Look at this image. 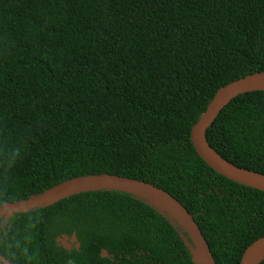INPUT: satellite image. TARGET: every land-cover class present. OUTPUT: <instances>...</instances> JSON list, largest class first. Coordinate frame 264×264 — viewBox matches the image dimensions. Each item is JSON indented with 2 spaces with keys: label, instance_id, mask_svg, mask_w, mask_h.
<instances>
[{
  "label": "trees",
  "instance_id": "trees-1",
  "mask_svg": "<svg viewBox=\"0 0 264 264\" xmlns=\"http://www.w3.org/2000/svg\"><path fill=\"white\" fill-rule=\"evenodd\" d=\"M257 72L264 0H0V204L80 176L143 181L193 217L215 264H239L264 237V193L210 169L190 130L219 88ZM206 139L229 163L264 175V92L233 99ZM72 233L78 250L55 243ZM0 256L192 264L177 229L115 191L1 220Z\"/></svg>",
  "mask_w": 264,
  "mask_h": 264
},
{
  "label": "water",
  "instance_id": "water-1",
  "mask_svg": "<svg viewBox=\"0 0 264 264\" xmlns=\"http://www.w3.org/2000/svg\"><path fill=\"white\" fill-rule=\"evenodd\" d=\"M264 92V72L246 75L219 88L205 111L190 130V142L198 157L216 174L238 185L264 193V175L238 168L216 153L208 144L206 131L221 110L239 95ZM90 191H115L128 194L154 209L175 229L188 250L192 264H215L209 246L193 217L166 191L131 178L100 174L75 177L59 183L27 199L0 204V221L14 214L49 207L63 199ZM55 243L64 250H78L76 233L61 235ZM101 258H108L105 250ZM264 260V237L251 243L243 252L239 264H260ZM0 264H10L0 256Z\"/></svg>",
  "mask_w": 264,
  "mask_h": 264
},
{
  "label": "clouds",
  "instance_id": "clouds-1",
  "mask_svg": "<svg viewBox=\"0 0 264 264\" xmlns=\"http://www.w3.org/2000/svg\"><path fill=\"white\" fill-rule=\"evenodd\" d=\"M15 154H13V156H14Z\"/></svg>",
  "mask_w": 264,
  "mask_h": 264
},
{
  "label": "flooded vegetation",
  "instance_id": "flooded-vegetation-1",
  "mask_svg": "<svg viewBox=\"0 0 264 264\" xmlns=\"http://www.w3.org/2000/svg\"><path fill=\"white\" fill-rule=\"evenodd\" d=\"M72 249H74V248H72ZM72 249H71V250H72Z\"/></svg>",
  "mask_w": 264,
  "mask_h": 264
}]
</instances>
